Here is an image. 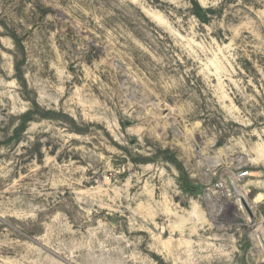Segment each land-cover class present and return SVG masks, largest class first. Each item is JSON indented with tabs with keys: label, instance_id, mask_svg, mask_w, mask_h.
Segmentation results:
<instances>
[{
	"label": "rangeland",
	"instance_id": "374dc122",
	"mask_svg": "<svg viewBox=\"0 0 264 264\" xmlns=\"http://www.w3.org/2000/svg\"><path fill=\"white\" fill-rule=\"evenodd\" d=\"M0 264H264V0H0Z\"/></svg>",
	"mask_w": 264,
	"mask_h": 264
},
{
	"label": "trees",
	"instance_id": "16d2710c",
	"mask_svg": "<svg viewBox=\"0 0 264 264\" xmlns=\"http://www.w3.org/2000/svg\"><path fill=\"white\" fill-rule=\"evenodd\" d=\"M32 113H33V111L29 110L23 115V122L18 127L17 132L18 131H24L26 129L27 123L32 120Z\"/></svg>",
	"mask_w": 264,
	"mask_h": 264
},
{
	"label": "built area",
	"instance_id": "2783aa9c",
	"mask_svg": "<svg viewBox=\"0 0 264 264\" xmlns=\"http://www.w3.org/2000/svg\"><path fill=\"white\" fill-rule=\"evenodd\" d=\"M245 175H246V173H245V172L241 173V176H245Z\"/></svg>",
	"mask_w": 264,
	"mask_h": 264
}]
</instances>
